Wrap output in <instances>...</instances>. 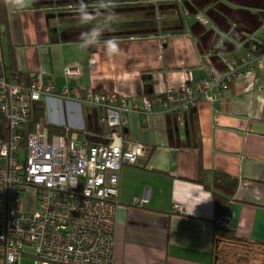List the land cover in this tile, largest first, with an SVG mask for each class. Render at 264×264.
Returning <instances> with one entry per match:
<instances>
[{
    "label": "crops",
    "instance_id": "0c3cea01",
    "mask_svg": "<svg viewBox=\"0 0 264 264\" xmlns=\"http://www.w3.org/2000/svg\"><path fill=\"white\" fill-rule=\"evenodd\" d=\"M122 1L113 0L112 11L135 16L111 24L87 49L80 38L92 24L78 22L81 0H34L24 10L6 4L8 38L0 28V71L39 73L52 83L53 97L41 99L46 121L89 144L105 143L109 129L100 110L72 98L74 90L132 99L178 92L185 82L197 84L206 76L224 77L229 60L242 54L235 50L240 41L264 27V0H215L205 13L213 0H186L190 13L201 12L212 23L202 27L194 20L190 28L170 10H183L182 3L128 6ZM83 2L96 14L98 0ZM233 24L234 33L219 48L211 46V56L200 52ZM112 37L120 42L115 55L104 44ZM125 118V139L149 146L150 152L120 171L113 264H264L260 245L248 255L216 256L212 193L231 199L225 228L264 243V68L253 63L245 79L231 82L217 101H196L181 121L170 113H126Z\"/></svg>",
    "mask_w": 264,
    "mask_h": 264
},
{
    "label": "built area",
    "instance_id": "2783aa9c",
    "mask_svg": "<svg viewBox=\"0 0 264 264\" xmlns=\"http://www.w3.org/2000/svg\"><path fill=\"white\" fill-rule=\"evenodd\" d=\"M134 1L135 5L170 3ZM175 14L182 24L177 9ZM183 14H189L186 8ZM194 18L201 25L209 23L198 11ZM234 31L235 27L221 33L218 42L223 44ZM239 47L244 56L230 61L224 77L185 82L178 92L128 99L92 88L74 90L72 98L100 110L99 119L109 129L103 144L67 137V132L49 135L42 122L22 134L32 103L43 96L52 98L53 84L39 73L23 83L17 74L0 71V123L6 126L0 137V264H21L23 259L29 264H113L120 171L150 152L149 146L125 139V114L170 113L181 121L185 109L196 101H217L231 82L246 78L253 63L264 68V27L244 37ZM20 190L31 193L32 209L22 206ZM174 208L182 210L178 204ZM228 219L229 209L216 223L225 227Z\"/></svg>",
    "mask_w": 264,
    "mask_h": 264
},
{
    "label": "trees",
    "instance_id": "16d2710c",
    "mask_svg": "<svg viewBox=\"0 0 264 264\" xmlns=\"http://www.w3.org/2000/svg\"><path fill=\"white\" fill-rule=\"evenodd\" d=\"M125 1L126 0H123L122 4H124ZM128 1H131L130 5H134L136 3L134 0H128ZM0 28L2 30V33L6 36V38H8L10 34V27H9V19H8V13H7L5 0H0ZM178 32H179L178 30L172 31V33H178ZM253 43L256 45V47L261 46L257 42H253ZM245 46H247V44H243L244 48ZM243 47L242 48L240 47V48L243 51H245ZM235 59H240V58L234 56L229 60V62ZM10 73L17 74L19 77V80L23 83L30 82L32 79V75L13 71L12 69H11V72H9V74ZM158 95H161V94H158ZM151 96H154V95H151ZM40 122H42L44 126L47 128L49 135L65 134L67 132L68 133L67 137H70L71 134L74 133V131H71L66 127L57 126V125L47 122L45 119L44 103L42 101H35L32 103L31 111L28 116L27 122L24 124L22 128V134H26L34 130L35 125ZM212 193H213L214 211L216 212L217 218H218L222 216L229 209L231 199L223 195L218 190H212ZM215 228H216L215 235H217V245L215 247L216 249L215 254L217 257L219 256L220 246H223V244H227L228 246H233V247H236L239 244V245H242V248H245L248 246H255V245L256 246L260 245L264 247V243H259L257 241H252L250 239L248 240V239H242V238L237 237L233 227L221 228V227H218V225H216ZM219 242H222V244ZM248 252L250 251L248 250L246 251L247 255L250 254ZM220 260H223V259H220Z\"/></svg>",
    "mask_w": 264,
    "mask_h": 264
},
{
    "label": "clouds",
    "instance_id": "9594fccd",
    "mask_svg": "<svg viewBox=\"0 0 264 264\" xmlns=\"http://www.w3.org/2000/svg\"><path fill=\"white\" fill-rule=\"evenodd\" d=\"M5 3L17 10H24L30 7L34 3V0H5ZM115 7L116 5L113 0H98L95 5L96 14H93V12L89 11V5L81 0L78 7L79 20L82 24H92V27L81 35L80 46L82 48L87 49L100 42L104 31L107 30L116 19L115 13L112 11ZM101 10L105 12L103 20L93 23V21H97ZM104 44L109 55L119 53L120 42L118 38H109L104 41Z\"/></svg>",
    "mask_w": 264,
    "mask_h": 264
},
{
    "label": "rangeland",
    "instance_id": "374dc122",
    "mask_svg": "<svg viewBox=\"0 0 264 264\" xmlns=\"http://www.w3.org/2000/svg\"><path fill=\"white\" fill-rule=\"evenodd\" d=\"M215 2V1H214ZM167 4L169 5L170 3L169 2H167ZM174 4H176V3H174ZM178 4V3H177ZM135 5V4H134ZM128 6H133V5H128ZM181 6V5H180ZM209 7H212L211 5H207V8H205L203 11H204V13H205V11L206 10H208V9H211V8H209ZM177 9V11L179 12V14H180V16L183 18L184 17V14H183V10L185 9H183V10H180L178 7H175V8H172L171 6H170V10H172L174 13H175V10ZM187 10H188V15H186L185 16V18H184V20H183V22L185 23V27L187 26V28H190V26L192 25V24H194L195 22L197 23V24H199L196 20H195V18H194V12H189V8H186ZM201 13V12H200ZM104 15H105V13L104 14H100L99 16H98V18H97V21H102L103 20V18H104ZM176 15V14H175ZM203 15V14H202ZM208 15V14H207ZM115 16H116V19H115V21L113 22V23H120V22H126V21H129V19L132 17V16H135L134 14H132V15H128V14H124V13H115ZM204 16V15H203ZM205 17V16H204ZM208 17L210 18V19H212L211 17H210V15H208ZM207 18V17H206ZM208 19V18H207ZM194 20H195V22H194ZM80 20L78 19V22H79ZM209 21V20H208ZM158 22H161V21H158ZM177 22H178V20H177ZM183 22H182V24H183ZM112 23V24H113ZM229 23H231V21H229ZM200 26H202V27H205V26H208V25H212V23L209 21V23L207 24V25H201V24H199ZM229 25H227L225 28H223V29H221L222 31H218V33H217V37H216V40H215V42H212V44L209 46V47H217V48H219V46L221 45L219 42H218V40H219V36H220V34L221 33H229V32H231V29L233 28V27H235V25L233 24V25H231V26H229ZM228 27V28H227ZM210 35L211 34H207V35H203L202 36V43L201 44H203V48L206 46V47H208V45H207V43L209 42V38H210ZM231 36V35H230ZM225 39H227V37L225 38ZM210 48V49H208V51H207V49H205V51H200L201 53L202 52H204L205 54H209L210 56H211V54H212V51H213V48ZM235 50H237L238 51V53L240 52V50L242 51L241 53V56H239L238 58H241V57H243L244 56V51L242 50V49H240V48H236ZM215 52V51H214ZM214 54H217V51L214 53ZM240 54V53H239ZM45 99V96H43L42 97V99ZM20 198H21V202H22V206L23 207H30L31 205H32V196H31V193L29 192L28 194H26V193H24L22 190H20ZM115 246V245H114ZM255 248V246H248V247H245V248H238V247H233V246H228L227 244H223V246H220V251H219V258H221V259H224L227 255H228V257H231V258H233L234 256H236L237 254H240V253H242V254H245L246 253V251L248 250V251H253V249ZM215 251H216V249H215ZM29 261L30 260H28V259H23V261H22V264H29Z\"/></svg>",
    "mask_w": 264,
    "mask_h": 264
},
{
    "label": "flooded vegetation",
    "instance_id": "af4514ba",
    "mask_svg": "<svg viewBox=\"0 0 264 264\" xmlns=\"http://www.w3.org/2000/svg\"><path fill=\"white\" fill-rule=\"evenodd\" d=\"M214 1L215 0H213L212 2H210L209 4H207V5H211L212 7H209V8H212L213 9V6H214ZM188 1H186V0H179L177 3L179 4V3H182L184 6H185V8H188L186 5H185V3H187ZM174 3H176V1H173V0H170V4L173 6V4ZM189 3V2H188ZM138 5H140V4H138ZM207 5L205 6V7H207ZM182 6V5H181Z\"/></svg>",
    "mask_w": 264,
    "mask_h": 264
},
{
    "label": "water",
    "instance_id": "95a60500",
    "mask_svg": "<svg viewBox=\"0 0 264 264\" xmlns=\"http://www.w3.org/2000/svg\"><path fill=\"white\" fill-rule=\"evenodd\" d=\"M184 18H185V16L183 17V18H181L182 19V22H183V20H184ZM262 19L264 20V17L262 16ZM222 45V44H221ZM2 125H1V123H0V137H3V134H2ZM138 162H140V159L138 160ZM137 162V163H138Z\"/></svg>",
    "mask_w": 264,
    "mask_h": 264
},
{
    "label": "bare ground",
    "instance_id": "6f19581e",
    "mask_svg": "<svg viewBox=\"0 0 264 264\" xmlns=\"http://www.w3.org/2000/svg\"><path fill=\"white\" fill-rule=\"evenodd\" d=\"M32 131H33V130H32ZM32 131H30V132H32ZM24 141H25V143H27V140H26V139H25Z\"/></svg>",
    "mask_w": 264,
    "mask_h": 264
}]
</instances>
